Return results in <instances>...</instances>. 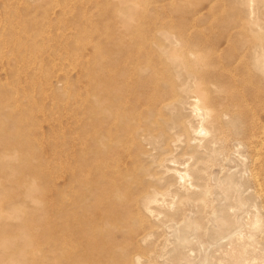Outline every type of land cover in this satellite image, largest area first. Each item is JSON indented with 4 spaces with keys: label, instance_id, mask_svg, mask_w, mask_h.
<instances>
[{
    "label": "rangeland",
    "instance_id": "1",
    "mask_svg": "<svg viewBox=\"0 0 264 264\" xmlns=\"http://www.w3.org/2000/svg\"><path fill=\"white\" fill-rule=\"evenodd\" d=\"M262 103L264 0H0V264H264Z\"/></svg>",
    "mask_w": 264,
    "mask_h": 264
},
{
    "label": "bare ground",
    "instance_id": "2",
    "mask_svg": "<svg viewBox=\"0 0 264 264\" xmlns=\"http://www.w3.org/2000/svg\"><path fill=\"white\" fill-rule=\"evenodd\" d=\"M154 35H156V34H154ZM152 36H153V33H152ZM242 57H243V56H239V58H238V61H239V62H242V61H243V60H242V59H243ZM241 60H242V61H241ZM205 96L208 98V96L204 94V99H207ZM174 99H175V98H174ZM209 102H211L210 97H209V101L207 100V103H208V104H210ZM164 104H166V103L162 101V102L158 105V107L160 106V108H161V107L164 106ZM194 110H195L196 112H198L199 114L203 115V118H205V113H204L205 111L201 110L200 107H198L197 105H195ZM261 110L264 111V105H263V103H262ZM209 114H210V120H209L210 123L212 124V126H217V125H216V116H217V114H216V113L214 114L213 110L210 109V108H209ZM225 117H226V116H225ZM184 127H185V126H184ZM199 130H200V129H199ZM200 132L208 133L209 131H208V130L202 125V126H201V131H200ZM201 134H202V133H201ZM263 139H264V138H263ZM259 142H260V145L258 144V148L260 147V149L258 150V149H257V145H255V147H256V148H254V149H256V150H254V151H255V155H254L255 157H253V158H258V159H259L260 156H261L262 153H263V152L261 151V149H263L262 146L264 145V143H263L261 140H260ZM250 144H251V143H250ZM256 156H257V157H256ZM187 174H188V173H187ZM256 176H257V175L255 174V177H256ZM257 177H258V176H257ZM181 178L184 179V178H185V175H184V176H181ZM256 179H257V178H255V180H256ZM261 180H262V179H261ZM257 182H258V181H257ZM257 185H259V184H257ZM258 188H259V187H258ZM259 191H260V189H259ZM261 193H262V192H261ZM262 194H263V193H262ZM263 199H264V198H263ZM253 226H254V225H253Z\"/></svg>",
    "mask_w": 264,
    "mask_h": 264
}]
</instances>
